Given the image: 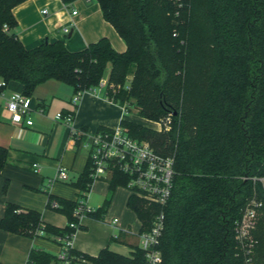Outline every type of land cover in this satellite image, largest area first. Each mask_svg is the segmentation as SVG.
<instances>
[{
  "label": "trees",
  "instance_id": "1",
  "mask_svg": "<svg viewBox=\"0 0 264 264\" xmlns=\"http://www.w3.org/2000/svg\"><path fill=\"white\" fill-rule=\"evenodd\" d=\"M26 0H0V78L22 84L31 96L57 80L75 92L107 79L110 100L135 105L138 115L154 121L171 117L170 129L157 130L122 119L129 133L175 157L171 198L164 210L161 264H246L237 248L235 226L248 203L259 208L254 264H264V0H93L105 20L125 40L116 50L103 37L72 51L64 41L45 40L27 48L16 33L14 8ZM72 3L76 0H63ZM108 129L100 127L99 130ZM9 162L0 146V169ZM90 162L73 185L86 197ZM128 182L118 172L109 179L102 207L86 215L103 219L114 191ZM69 225L44 223L41 213L9 203L0 228L27 237H63L85 229L74 216L79 200L50 195ZM128 205L150 228L160 207L136 196ZM74 262L148 264L144 250L132 257L108 247L92 256L72 250ZM56 258L33 248L28 264H51Z\"/></svg>",
  "mask_w": 264,
  "mask_h": 264
},
{
  "label": "crops",
  "instance_id": "2",
  "mask_svg": "<svg viewBox=\"0 0 264 264\" xmlns=\"http://www.w3.org/2000/svg\"><path fill=\"white\" fill-rule=\"evenodd\" d=\"M45 10L47 13L43 12ZM74 11L77 13L74 14ZM13 12L17 19L16 33L27 48L38 46L45 40H60L69 50L78 51L103 37L109 38L118 51L123 52L127 48L115 27L105 20L96 1L26 0L18 4ZM65 28H69L70 32L65 33ZM50 81L57 80L39 85L31 95L33 105L43 110L42 113H33L32 126L9 122L0 108V146L6 147L9 154V162L0 169V220L7 205L13 203L23 209L40 212L44 223L65 228L69 220L49 205L50 195L73 201L84 199L91 210H97L109 195L111 177L93 180L87 196L81 197L83 193L73 183L89 162L88 150L70 140L69 128L56 122L55 115L60 111H75V125L88 133H95L100 127L118 126L122 119H128L129 113L125 114L123 105L103 93L87 92L75 107L72 103L74 88L63 83L65 85L58 84L44 90L42 86ZM22 89V84L18 82H11L8 87L10 92ZM141 119L152 122L143 117ZM61 167H66L68 171L66 181L56 178ZM130 197L128 189L119 186L103 219L88 215L82 217L80 223L85 229L75 232L73 249L97 256L108 247L118 254L132 257L135 250L141 248L143 222L128 205ZM115 218L119 219L117 225L112 223ZM33 248L50 253L56 258L51 264H59L57 255L61 243L56 237L32 238L0 228V264H28Z\"/></svg>",
  "mask_w": 264,
  "mask_h": 264
},
{
  "label": "built area",
  "instance_id": "3",
  "mask_svg": "<svg viewBox=\"0 0 264 264\" xmlns=\"http://www.w3.org/2000/svg\"><path fill=\"white\" fill-rule=\"evenodd\" d=\"M93 1V0H88ZM181 1V0H179ZM47 13V10L43 11ZM74 14L77 12L74 11ZM70 29L65 28V33ZM9 83L0 78V108L4 110L8 121L17 124L32 126L34 124L33 113H42L32 103V97L23 91H8ZM107 79L94 88L79 90L75 92L72 103L77 107L85 93L94 94L105 93ZM124 113H130L123 105ZM55 121L66 125L70 130V140L79 143L88 150V157L91 167V177L100 179L112 177L118 172L128 176V182L124 185L130 192V196H136L149 206L160 207V211L154 214L151 226L143 231L141 236V249L144 250L148 264H161L163 261L160 250L161 239L166 225L165 206L168 204L173 190V180L175 175V157L163 155L157 152L147 141H141L133 137L128 129L122 125L114 128L99 130L95 133H88L75 125V111H60L55 115ZM171 117H168L157 124L160 130L170 129ZM57 179L66 181L69 178L66 167H61L57 174ZM262 190L264 191V178H261ZM54 209L59 207L56 200L50 202ZM262 202L257 198L251 200L243 209L240 219L235 226V239L237 248L245 257L246 264L253 263V255L258 243L255 237L259 213L258 210ZM91 209L85 200L79 202L74 216L81 221ZM119 219L112 220L117 225ZM72 228H78V223H69ZM75 233L67 236L57 237L61 243V250L57 255L59 264H75L72 255V238Z\"/></svg>",
  "mask_w": 264,
  "mask_h": 264
},
{
  "label": "rangeland",
  "instance_id": "4",
  "mask_svg": "<svg viewBox=\"0 0 264 264\" xmlns=\"http://www.w3.org/2000/svg\"><path fill=\"white\" fill-rule=\"evenodd\" d=\"M58 84L59 85H65V84L58 82V81H50L47 84H44V86H42V87H44L43 89L45 90V89H48L50 87H54L55 85H58ZM126 118H128L129 120L135 121L137 123H146V124H142V125L147 126V127H151V128L158 129V130L160 129V126L157 124V122H160V120L159 121L152 120V122H145L138 115V109L135 107V105L130 106V113L127 115Z\"/></svg>",
  "mask_w": 264,
  "mask_h": 264
}]
</instances>
